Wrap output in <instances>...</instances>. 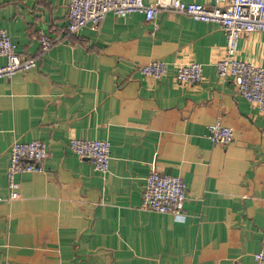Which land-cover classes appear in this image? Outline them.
I'll use <instances>...</instances> for the list:
<instances>
[{"label": "crops", "instance_id": "crops-1", "mask_svg": "<svg viewBox=\"0 0 264 264\" xmlns=\"http://www.w3.org/2000/svg\"><path fill=\"white\" fill-rule=\"evenodd\" d=\"M69 1L0 0V27L37 59L0 80V264H259L264 112L217 75L224 30L162 10L156 20L108 12L70 34ZM40 30L55 39L45 53ZM238 48L264 67V34H244ZM151 60L167 62L165 76L141 72ZM191 60L204 80L179 84L177 66ZM216 121L234 128L232 143L206 136ZM73 136L110 141L108 172L73 152ZM15 140H43L48 156L45 172L17 174L11 198ZM154 159L187 183L184 220L140 207Z\"/></svg>", "mask_w": 264, "mask_h": 264}, {"label": "built area", "instance_id": "built-area-1", "mask_svg": "<svg viewBox=\"0 0 264 264\" xmlns=\"http://www.w3.org/2000/svg\"><path fill=\"white\" fill-rule=\"evenodd\" d=\"M162 10H175L195 20L218 23L226 36L225 55L215 62L218 77L232 79L238 92L252 107L264 112V67L243 59L238 52L241 36L250 32L264 34V0H70L66 31L77 33L89 22L98 28L108 12L118 16L141 12L147 20H156ZM39 41L41 53L47 52L55 43V39L43 30L39 32ZM0 56L5 58L0 65V80L11 79L37 64L36 57H25L17 51L16 42L3 27H0ZM140 69L145 75L161 78L167 73L168 64L163 60H151ZM175 80L179 84L202 82L203 64L192 60L179 64ZM206 136L212 142L230 144L234 141V128L216 121L208 125ZM69 146L80 159L90 160L95 170L108 172L111 157L108 139L73 136ZM47 156L48 145L43 140L12 142L8 169L11 198L20 195L17 174L45 172ZM187 189L182 176L164 173L154 159L145 179L140 207L184 220L187 216L184 207ZM253 256L259 264H264V243Z\"/></svg>", "mask_w": 264, "mask_h": 264}]
</instances>
